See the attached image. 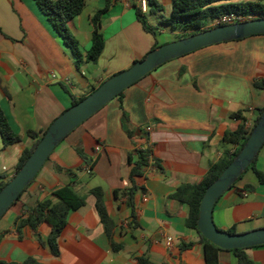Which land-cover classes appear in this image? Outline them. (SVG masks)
<instances>
[{
	"label": "crops",
	"instance_id": "0c3cea01",
	"mask_svg": "<svg viewBox=\"0 0 264 264\" xmlns=\"http://www.w3.org/2000/svg\"><path fill=\"white\" fill-rule=\"evenodd\" d=\"M108 1L101 19L102 53L95 63L83 57L76 65L34 0H0V109L20 138L3 148L0 137V184L14 176L23 151L32 147L28 133L42 135L71 107L72 97L88 96L142 60L159 39L176 35L171 30L158 31L155 37L145 32L135 16L137 0ZM156 1L163 11L164 6L172 8L171 0ZM105 2L86 0L82 13L68 24L83 56L91 47L90 18ZM261 80L263 35L197 50L161 65L126 89L57 145L20 200L0 219V264L27 258L43 264H137L136 258L154 264H205L197 233L186 227L188 207L172 196L183 185L198 184L213 165L235 153L238 146L225 142L224 136L251 125L264 108V89L254 85ZM136 130L143 133H127ZM146 146L160 169L149 168L135 180L143 192L135 196L132 223L131 210L124 200L114 198V191L130 186L128 157ZM76 149L93 161L90 174ZM256 168L264 172V145ZM246 173L214 205L212 220L218 230L235 228L243 234L264 228V186L253 171ZM64 186L85 205L68 214L57 243L59 255L53 256L46 244L48 225L33 231L18 230L15 223ZM96 188L102 190L114 225L110 239L95 211L91 191ZM111 243L122 249L114 251ZM245 253L253 264H264V246ZM219 264L237 261L223 251Z\"/></svg>",
	"mask_w": 264,
	"mask_h": 264
},
{
	"label": "trees",
	"instance_id": "16d2710c",
	"mask_svg": "<svg viewBox=\"0 0 264 264\" xmlns=\"http://www.w3.org/2000/svg\"><path fill=\"white\" fill-rule=\"evenodd\" d=\"M34 2L54 32L61 39L63 44L69 49L76 65L83 62V57L85 58V61L89 63H95L98 60L104 47V38L100 32V28L101 19L106 14L109 7L108 0H106L105 6L102 9L96 11L90 18L93 32L91 37V47L85 56L82 55L78 42L70 33L68 24L82 13L86 6V0H34ZM171 3V15L168 19L163 20L162 23L168 27L169 30L178 34L180 33L177 38L178 40L198 34L205 30L226 26L224 24L209 26V24H211L214 20L225 15H234L239 19H242L233 22V24L254 19L253 16L264 18L263 0H171ZM147 5V13L149 12L150 14H156L163 12L162 6L158 4L156 0H147ZM133 7L135 10L136 19L141 24L143 30L155 37L156 32L147 26L145 20L143 19L145 14L141 12L138 6L134 5ZM158 46L159 44L155 43L152 50ZM254 85L257 88L264 89V80L256 81ZM94 90L95 89H93L92 92ZM121 95L122 93L117 98H120ZM84 98L85 97L77 99L72 97L71 106L76 105ZM263 110L264 108L258 111L257 117L249 128L242 126L237 131L224 136L225 142L238 146V149L234 154L224 157L217 164L213 165L198 184L192 186L183 185L179 187L172 196L174 200L181 204H185L188 207L186 227L194 230L197 233L200 242L203 245L205 264H219V253L223 251L232 253L236 258L237 264H253L252 260L245 253L247 249L222 250L216 247L199 234L196 228V223L199 213V204L206 188L220 176L222 171L239 153L241 148L246 143L253 127L257 124ZM123 120H126L125 115H123ZM44 133L42 135L28 133V136L34 140V143L31 148L23 151L19 159L16 172L19 171L23 166ZM127 133L130 137H133L137 135L139 136L143 132H141V130H136ZM0 137L3 148L20 142V138L11 130L1 109ZM76 152L84 160L85 166L90 168L93 167L92 160L83 157L79 149H76ZM257 157L258 155L254 158L246 171L237 179L236 183L242 179L243 175L247 171L251 170L253 171L259 185L264 186V172L256 168ZM127 162L131 166L129 174L130 186L124 190L114 191V198L116 200H124L126 206L131 210V221L134 223L135 196L139 191L143 192V190L137 186L135 180L142 177L149 168L155 167L160 169V166L153 158V153L149 146L135 149L133 153L129 155ZM5 184L6 183L0 184V191L5 186ZM233 186L231 188H233ZM27 188L24 189L17 201L20 200ZM91 194L96 200L95 211L99 217L100 223L103 225L106 235L110 239V232L114 225L108 216L106 207L104 205L102 190L96 188L91 191ZM51 197L52 199L38 202L34 208L29 210L26 216L19 218L15 225L17 226L18 230L23 227H28L33 231H35L41 224L48 225L50 227V234L46 240V244L50 253L53 256H58L59 250L57 243L62 231L67 225V216L69 213L75 212L83 207L85 205V200L79 196L70 186H64L53 191L51 193ZM222 232H226L231 235L237 234L235 228H231L228 231ZM111 247L114 251H119L122 249L121 245H115L112 243ZM136 262L137 264H154L147 258H136ZM17 264L43 263L37 261L34 258H27L22 263Z\"/></svg>",
	"mask_w": 264,
	"mask_h": 264
},
{
	"label": "water",
	"instance_id": "95a60500",
	"mask_svg": "<svg viewBox=\"0 0 264 264\" xmlns=\"http://www.w3.org/2000/svg\"><path fill=\"white\" fill-rule=\"evenodd\" d=\"M261 35L264 36V18L258 17L205 30L160 45L148 52L143 60L133 63L127 70L105 80L82 101L71 106L54 120L20 170L5 182V186L0 191V219L17 202L24 189L32 183L57 145L126 89L167 62L206 47ZM263 145L264 110L244 146L220 176L206 188L200 201L196 228L204 239L222 250L264 246V228L231 235L219 231L212 220L216 202L246 171Z\"/></svg>",
	"mask_w": 264,
	"mask_h": 264
},
{
	"label": "rangeland",
	"instance_id": "374dc122",
	"mask_svg": "<svg viewBox=\"0 0 264 264\" xmlns=\"http://www.w3.org/2000/svg\"><path fill=\"white\" fill-rule=\"evenodd\" d=\"M171 6H164V11L162 13H156V14H150L149 12L147 14H145L144 16V20L147 24V26H149L150 28H152L155 32H158V31H168L169 28L166 27L162 21L163 20H166L170 17L171 15ZM253 18H256L255 16H253ZM211 24H209L210 26ZM180 34V33H179ZM178 33H176L175 36H172L170 37L168 40H165L164 38H161L159 39V46L160 45H163L161 43L165 42L166 44L167 43H171V42H174V41H177L178 39V36H179ZM247 174V173H245ZM245 174L243 176H245Z\"/></svg>",
	"mask_w": 264,
	"mask_h": 264
},
{
	"label": "built area",
	"instance_id": "2783aa9c",
	"mask_svg": "<svg viewBox=\"0 0 264 264\" xmlns=\"http://www.w3.org/2000/svg\"><path fill=\"white\" fill-rule=\"evenodd\" d=\"M137 6L138 8L141 10V12L143 14H146L147 11H148V5H147V0H137ZM237 20H242V19H239L238 17L234 16V15H225V16H222L216 20H214L212 23H211V26H216V25H219V24H224V25H231L233 24V22L237 21ZM246 128H249L250 127V124L248 123L246 126ZM96 152H99L100 151V146H98L96 149H95ZM84 171L87 173V174H90L91 173V168L88 167V166H85V169ZM241 196L243 198H245L247 196V193L246 192H242L241 193ZM166 246L169 248L171 247V242L169 240H167L166 242Z\"/></svg>",
	"mask_w": 264,
	"mask_h": 264
}]
</instances>
